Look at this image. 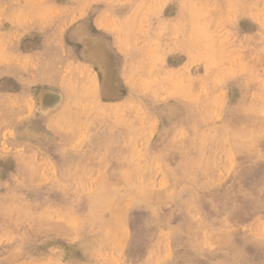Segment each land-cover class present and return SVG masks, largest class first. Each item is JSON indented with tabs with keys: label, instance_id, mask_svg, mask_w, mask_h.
I'll return each instance as SVG.
<instances>
[{
	"label": "rangeland",
	"instance_id": "374dc122",
	"mask_svg": "<svg viewBox=\"0 0 264 264\" xmlns=\"http://www.w3.org/2000/svg\"><path fill=\"white\" fill-rule=\"evenodd\" d=\"M0 264H264V0H0Z\"/></svg>",
	"mask_w": 264,
	"mask_h": 264
},
{
	"label": "crops",
	"instance_id": "0c3cea01",
	"mask_svg": "<svg viewBox=\"0 0 264 264\" xmlns=\"http://www.w3.org/2000/svg\"><path fill=\"white\" fill-rule=\"evenodd\" d=\"M114 98H115L114 96L107 97L108 100H113Z\"/></svg>",
	"mask_w": 264,
	"mask_h": 264
},
{
	"label": "bare ground",
	"instance_id": "6f19581e",
	"mask_svg": "<svg viewBox=\"0 0 264 264\" xmlns=\"http://www.w3.org/2000/svg\"><path fill=\"white\" fill-rule=\"evenodd\" d=\"M225 135V134H224ZM159 167V166H158ZM91 180V179H90ZM85 183H86V181H85ZM93 186V185H92ZM114 188V187H113ZM119 189V188H118ZM105 194V193H104ZM104 196V195H103ZM90 200V199H89ZM91 201V200H90ZM95 203V202H94ZM108 210V209H107ZM103 214V213H102Z\"/></svg>",
	"mask_w": 264,
	"mask_h": 264
}]
</instances>
